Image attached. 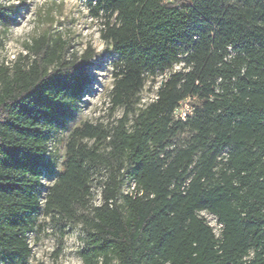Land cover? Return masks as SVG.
<instances>
[{"label":"trees","instance_id":"obj_1","mask_svg":"<svg viewBox=\"0 0 264 264\" xmlns=\"http://www.w3.org/2000/svg\"><path fill=\"white\" fill-rule=\"evenodd\" d=\"M89 6L117 55L110 98L122 117L71 133L42 200L49 144L95 54L42 35L0 67V264L29 262L41 213L60 230L82 227L83 264H264V0ZM165 73L140 107L146 82ZM187 98L183 122L174 113Z\"/></svg>","mask_w":264,"mask_h":264},{"label":"rangeland","instance_id":"obj_2","mask_svg":"<svg viewBox=\"0 0 264 264\" xmlns=\"http://www.w3.org/2000/svg\"><path fill=\"white\" fill-rule=\"evenodd\" d=\"M1 5L7 9V17L4 20L0 18V67L12 69L28 53L26 45L42 35L69 41L71 54L80 56L88 49L95 54L87 72L88 85L76 100L73 112L56 125L49 144L47 166L41 172L43 200L62 168L71 133L85 123L106 126L122 117V110L114 109L110 98L115 81L113 64L117 55L103 42L101 20L93 18L89 0H2ZM180 68L181 65H175L173 70ZM168 73L146 82L140 107L155 98L160 83ZM93 192L95 204L99 205L100 186L97 182ZM202 215L218 235L221 226L217 219L207 213ZM36 219L38 226L29 236L32 257L27 264H83L80 251L85 236L80 225H68L60 230L42 213Z\"/></svg>","mask_w":264,"mask_h":264},{"label":"built area","instance_id":"obj_3","mask_svg":"<svg viewBox=\"0 0 264 264\" xmlns=\"http://www.w3.org/2000/svg\"><path fill=\"white\" fill-rule=\"evenodd\" d=\"M194 107L191 104V99L187 98L183 102L180 103L179 108L175 111L174 115L176 119L185 122L189 116L193 115ZM135 189V185L132 184L130 187H126L125 194H132Z\"/></svg>","mask_w":264,"mask_h":264}]
</instances>
